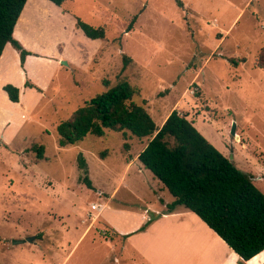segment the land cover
<instances>
[{"label":"rangeland","instance_id":"rangeland-1","mask_svg":"<svg viewBox=\"0 0 264 264\" xmlns=\"http://www.w3.org/2000/svg\"><path fill=\"white\" fill-rule=\"evenodd\" d=\"M13 37L28 54L7 46L18 62L0 69V264H140L126 239L173 200L138 160L148 139L107 131L60 147L56 130L121 79L157 126L176 109L264 194V0H27ZM189 228L193 248L210 244ZM174 231L164 253L178 258Z\"/></svg>","mask_w":264,"mask_h":264},{"label":"trees","instance_id":"trees-1","mask_svg":"<svg viewBox=\"0 0 264 264\" xmlns=\"http://www.w3.org/2000/svg\"><path fill=\"white\" fill-rule=\"evenodd\" d=\"M48 1L59 6L64 0ZM26 2L0 0V58L7 44L20 52L21 61L28 54L13 37ZM135 19L134 16L129 28ZM77 26L90 39L105 37L101 27H91L80 19ZM3 90L11 102H18L19 89L16 86L6 84ZM136 93L126 79H121L86 101L69 119L58 124L59 146L79 143L88 135L101 138L107 131L148 139L138 154V160L174 198L166 204L163 214L171 213L177 207L195 213L242 260H249L262 252L264 194L253 184V176L239 169L176 109L160 127L157 126L143 105L135 103ZM42 152L43 147L39 146L36 149L39 158ZM77 163L85 173L84 184L91 188L85 158L79 155ZM159 216L152 214L139 231Z\"/></svg>","mask_w":264,"mask_h":264},{"label":"crops","instance_id":"crops-1","mask_svg":"<svg viewBox=\"0 0 264 264\" xmlns=\"http://www.w3.org/2000/svg\"><path fill=\"white\" fill-rule=\"evenodd\" d=\"M7 46L11 45L7 44L3 50L0 58V69L5 68L9 63V60L12 58L18 62V59H16L14 54L11 57V55L5 53ZM15 55L17 54L15 53ZM6 122L3 120L2 124H5ZM162 124L163 123H161V125ZM133 161H135V157L131 159L130 164L125 167V170L130 168ZM166 204L163 205L164 209L152 212V214H160V216L151 222L143 231H139L151 216L143 214L141 219L145 223L126 239L123 248H129L130 251L137 256L140 264H264V250L249 260H242L195 213L188 211L183 207H177L173 212L163 214L166 209ZM102 208H105V204L102 205ZM167 225L170 226L171 231L176 229L174 232H176V235H179L178 243L180 247L178 249L184 250V252L181 253L178 258L170 257L164 253L166 242L162 238V235H164L165 226ZM189 225L193 228L197 227L199 232L205 231L204 234L206 241L210 242V244L199 243L193 248L191 246L192 236L190 235L191 230L189 228L191 226Z\"/></svg>","mask_w":264,"mask_h":264},{"label":"water","instance_id":"water-1","mask_svg":"<svg viewBox=\"0 0 264 264\" xmlns=\"http://www.w3.org/2000/svg\"><path fill=\"white\" fill-rule=\"evenodd\" d=\"M64 62V61H63ZM234 131H235V124H233V127L231 129V133L234 135ZM229 160L232 161V155H230V158ZM34 238L30 237V238H26V239H19V240H15L13 239L12 240V244H21V243H24V242H31Z\"/></svg>","mask_w":264,"mask_h":264},{"label":"built area","instance_id":"built-area-1","mask_svg":"<svg viewBox=\"0 0 264 264\" xmlns=\"http://www.w3.org/2000/svg\"><path fill=\"white\" fill-rule=\"evenodd\" d=\"M93 209H96L97 207L96 206H92Z\"/></svg>","mask_w":264,"mask_h":264}]
</instances>
